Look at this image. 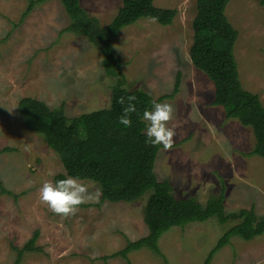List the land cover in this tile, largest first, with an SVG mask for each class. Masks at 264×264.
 Wrapping results in <instances>:
<instances>
[{"label":"rangeland","instance_id":"1","mask_svg":"<svg viewBox=\"0 0 264 264\" xmlns=\"http://www.w3.org/2000/svg\"><path fill=\"white\" fill-rule=\"evenodd\" d=\"M30 0H0V264H15L38 232L35 246L19 264H203L234 222L216 218L174 226L159 239L162 256L147 247L124 258L129 242L149 234L144 210L150 192L130 202L86 203L63 218L39 200L44 180L65 173L60 156L45 137L30 130L19 112L22 98L32 97L69 117L108 108L119 81L141 89L175 108L173 148L161 147L154 171L168 181L176 198L195 197L205 204L223 190L227 212L252 208L264 216V158L250 152L251 126L227 118L213 105L215 87L190 57L197 0H155L176 10L169 25L141 18L111 40L116 74L100 45L66 28L73 20L61 0H47L28 11ZM123 0H80L90 16L107 25ZM28 11L27 15L25 12ZM226 15L238 30L234 44L239 78L264 106V0H229ZM178 91L173 93L178 74ZM11 109V111L9 110ZM147 123V122H146ZM90 191L92 180H80ZM210 264H264V234L238 236L214 252Z\"/></svg>","mask_w":264,"mask_h":264},{"label":"trees","instance_id":"2","mask_svg":"<svg viewBox=\"0 0 264 264\" xmlns=\"http://www.w3.org/2000/svg\"><path fill=\"white\" fill-rule=\"evenodd\" d=\"M45 1L30 0L28 11ZM61 2L73 20L66 29L85 34L98 43L104 52L108 70L113 74H116V58L112 55L111 40L123 27L141 18H153L161 25H169L177 14L174 9L156 6L155 0H123L111 22L101 26L82 7L80 0ZM228 2L197 0L190 57L193 64L214 83L212 104L223 106L227 118H236L242 125L252 127L255 145L250 153L264 158V106L258 94L244 89L241 84L234 55L238 30L226 15ZM179 80L180 73L173 93L178 91ZM122 83L119 81L113 86L110 107L80 116L69 117L62 107L50 108L32 97L22 98L18 107L25 125L42 134L60 156L65 173L57 174L55 181L66 176L92 180L102 190L101 201L130 202L150 192L144 210L149 234L138 241L129 242L120 254L126 258L129 252L147 247L162 256L158 241L166 231L174 226L184 227L210 218H216L222 224H234L223 234L203 264H210L214 252L234 236L251 240L264 234V216H257L254 207L227 212L223 190L202 204L193 196L176 198L171 184L157 178L155 161L162 146L145 143L146 121L142 114L145 109H151L152 101L159 102L173 94L154 100L146 91L128 89ZM121 95L137 97V113L131 115L132 126L128 128L119 123L124 107L117 102ZM0 189L5 192L1 182ZM37 236L38 232L22 249L16 248L18 257L15 264H19L24 252L39 250L35 246Z\"/></svg>","mask_w":264,"mask_h":264},{"label":"clouds","instance_id":"3","mask_svg":"<svg viewBox=\"0 0 264 264\" xmlns=\"http://www.w3.org/2000/svg\"><path fill=\"white\" fill-rule=\"evenodd\" d=\"M135 95L118 97L117 102L123 105L119 123L128 128L132 126L131 115L137 113ZM11 111V109H9ZM175 108L169 102L152 101L151 109H145L142 118L146 121V140L152 146H162L164 151L173 148L176 131L170 126L174 118ZM102 190L90 191L86 183L74 176L52 181L46 179L38 190L39 200L50 211L63 218L76 215L79 207L86 203H98Z\"/></svg>","mask_w":264,"mask_h":264}]
</instances>
